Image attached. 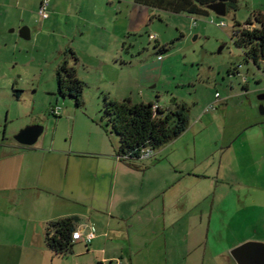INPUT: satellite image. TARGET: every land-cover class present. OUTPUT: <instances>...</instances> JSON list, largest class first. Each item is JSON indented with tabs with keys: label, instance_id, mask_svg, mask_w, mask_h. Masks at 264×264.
<instances>
[{
	"label": "rangeland",
	"instance_id": "rangeland-1",
	"mask_svg": "<svg viewBox=\"0 0 264 264\" xmlns=\"http://www.w3.org/2000/svg\"><path fill=\"white\" fill-rule=\"evenodd\" d=\"M34 1L0 0V169L8 162L19 164V159L4 153L20 146L14 135L27 125L43 126L33 147L47 148L51 142L55 150L75 158L79 131L88 130L93 122L101 126L104 95L116 99L126 93L125 99L133 96L147 103L156 100L159 92L162 103L186 104L188 126L180 137L154 150L156 154L168 148V158L153 153L135 161L147 168L158 158L162 166L172 161L173 166L184 167L173 176L188 180L190 204L205 199L207 264L214 261L218 249H227L230 256L235 246L256 240L264 231V114L260 112L264 99L258 98L264 94V71L244 61L232 33L235 21L244 23L253 6L259 8L264 0H238L237 10L229 9L223 16L208 9L206 15L171 13L134 0H49L50 18L45 23L36 17L30 25L10 26L11 18L23 9L30 16ZM212 20H224L227 26ZM22 26L29 27L30 39L19 36ZM163 45L167 50L161 52ZM71 47L80 63L99 60L94 66L78 65V77L85 83L81 105L56 90V69L73 58ZM162 58L159 79L139 84L138 66ZM212 102L214 108L207 110ZM54 107L61 108L58 115L52 114ZM66 167L63 162L62 182ZM130 170L128 180L139 183V173ZM144 174L143 180L152 181L150 171ZM11 190L18 194L15 204L4 197ZM25 192L14 190L7 174L0 173V264H52L55 254L43 244L48 225L43 227V219L55 211L70 215L81 205L68 196L50 197L46 192L31 200ZM165 195L174 196L171 190ZM27 228L30 232L24 234ZM28 240L35 245L26 247Z\"/></svg>",
	"mask_w": 264,
	"mask_h": 264
},
{
	"label": "crops",
	"instance_id": "crops-1",
	"mask_svg": "<svg viewBox=\"0 0 264 264\" xmlns=\"http://www.w3.org/2000/svg\"><path fill=\"white\" fill-rule=\"evenodd\" d=\"M40 2L41 0H35L31 5L29 17L26 15V9H23L16 18L9 19V25L15 28L21 24L30 25L36 17L42 21L41 24L45 23L50 15L45 19L38 15ZM256 14L264 15V4H260L259 8L253 6L247 18L253 21V25L256 24ZM71 49L77 59L72 58L68 64L75 69L77 77L79 64L89 67L94 66L95 62L99 63V60L80 63L82 61L77 50L72 47ZM162 66L163 58L138 66L137 82L140 84L142 80L159 79ZM125 94L116 99L127 98ZM156 94V100H149L147 103L153 102L161 109H173L175 104H179L175 100L168 104L162 103L159 92ZM129 100L132 103H146L133 96H130ZM111 137L112 135L107 136L104 133L98 122H93L88 126V130L79 131L76 144L78 149L73 151L75 158L66 157L63 154L65 151L55 150L51 142L47 148L19 144L20 146H14L17 147L16 152L4 153L19 159V164L8 162L6 166L2 165L0 173L7 174L9 186L14 190L24 189L27 199H39L42 193L46 192L50 197H59L61 194L68 196V199H72L71 202L81 205V209L76 206V211L70 215H60L55 211L43 219L44 228L46 224L65 217H75V228L82 233L87 232L90 227L95 228V237L90 244L73 242L71 251L66 255H51L52 264H207L205 199L195 200L190 204L186 196L188 180L184 182L173 176L184 167L173 166L172 161H167L168 165L162 166L158 158L147 168L138 165L139 162L136 161L128 163L127 166L125 161L116 156L118 140ZM167 150L168 148L159 149L156 154L153 151V157L168 158L169 155L165 154ZM63 162H66L68 168L66 167V176L62 182ZM130 169L134 170L133 173H139V183L134 184L128 180L126 172L131 171ZM148 171L152 181L143 180L144 172ZM168 173L171 175L168 176ZM31 188H37L38 192L28 191ZM168 190L174 194L173 198L166 197ZM21 194L23 196V193H19ZM246 195L248 199L250 194ZM4 197L15 204L18 194L11 190L10 194ZM22 232L26 234L30 230L27 228ZM258 234L259 237L255 239L264 241V231ZM221 237L219 233L217 238L220 240ZM157 239L161 241L153 245ZM43 244L46 245L45 236ZM34 245L35 242L31 241L27 242L26 247ZM226 253L227 249H218L214 261L210 264H236L231 255Z\"/></svg>",
	"mask_w": 264,
	"mask_h": 264
},
{
	"label": "trees",
	"instance_id": "trees-1",
	"mask_svg": "<svg viewBox=\"0 0 264 264\" xmlns=\"http://www.w3.org/2000/svg\"><path fill=\"white\" fill-rule=\"evenodd\" d=\"M138 4L159 8L171 13L189 15L208 14L206 6L218 1L226 3V12L238 8V0H134ZM253 21L248 19L243 24L235 21L232 39L234 44L243 49L244 61H251L264 71V15L256 14ZM161 52L167 46L160 48ZM70 55L77 59L71 48ZM160 52V53H161ZM159 53V54H160ZM161 55H158V57ZM57 94L74 100L81 105L85 83L76 71L63 60L55 73ZM153 102L132 103L129 99L116 100L104 95L101 126L105 132L118 140L116 156L127 163L141 159L143 149L152 151L178 137L188 126L189 115L186 104H175L168 109H153ZM76 218L65 217L50 222L45 231L47 247L57 256H64L71 251L72 232L76 229Z\"/></svg>",
	"mask_w": 264,
	"mask_h": 264
},
{
	"label": "water",
	"instance_id": "water-1",
	"mask_svg": "<svg viewBox=\"0 0 264 264\" xmlns=\"http://www.w3.org/2000/svg\"><path fill=\"white\" fill-rule=\"evenodd\" d=\"M206 9L213 11L216 15L223 16L226 14V3L218 1L206 6ZM18 34L23 39H30V29L22 26ZM264 60V58H262ZM260 100L264 99V94L258 96ZM260 112L264 114V107L260 106ZM43 131V126L30 124L22 128L14 135V140L22 146L33 145ZM231 257L236 264H264V241L251 240L245 241L235 246L230 251Z\"/></svg>",
	"mask_w": 264,
	"mask_h": 264
},
{
	"label": "built area",
	"instance_id": "built-area-1",
	"mask_svg": "<svg viewBox=\"0 0 264 264\" xmlns=\"http://www.w3.org/2000/svg\"><path fill=\"white\" fill-rule=\"evenodd\" d=\"M48 6H49V0H41L40 5H39L38 10H37V13L41 18L45 19L48 17V15H49ZM212 21L222 28L226 27V25H227L224 20H219L217 22L215 20H212ZM159 57H161V56H159ZM218 97H219V94L215 93V98L218 99ZM214 106H215V102H212L209 104V106H207L206 109L207 110L212 109V108H214ZM157 108H160V107L157 104H154L153 109H157ZM60 109H61L60 107H54L51 109V112L54 115H58L60 112ZM152 154H153V151L151 149H149V148L143 149L141 152V158L151 157ZM94 237H95V228L90 227L88 229V231L85 233H82L80 230L75 229L72 232L71 240H72V242L82 241L83 243L88 245L91 243V241L93 240ZM119 264H121V263H119Z\"/></svg>",
	"mask_w": 264,
	"mask_h": 264
}]
</instances>
